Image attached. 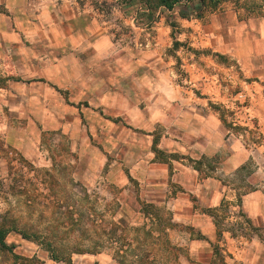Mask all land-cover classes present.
Instances as JSON below:
<instances>
[{"label": "crops", "instance_id": "1", "mask_svg": "<svg viewBox=\"0 0 264 264\" xmlns=\"http://www.w3.org/2000/svg\"><path fill=\"white\" fill-rule=\"evenodd\" d=\"M144 2L0 0V144L31 153L61 131L89 166L110 167L107 181L129 189L120 212L169 214L153 217L155 244L140 242L165 258L123 255L127 263L217 264L215 246L227 264L264 259V143L230 142L216 106L249 102L250 128L264 132V14L232 0L201 18L200 0L171 10L157 0L146 12ZM6 166L0 151V181ZM235 225L259 230L251 250L233 247L244 244ZM38 252L24 256L54 264ZM105 253L81 264H109Z\"/></svg>", "mask_w": 264, "mask_h": 264}, {"label": "rangeland", "instance_id": "2", "mask_svg": "<svg viewBox=\"0 0 264 264\" xmlns=\"http://www.w3.org/2000/svg\"><path fill=\"white\" fill-rule=\"evenodd\" d=\"M145 1L148 11L155 8L157 0ZM232 2L244 5L247 10L250 8L254 13L264 14L263 0ZM211 5L203 7V10H208ZM226 98L228 99V96ZM217 103L219 104L216 106L219 108V105L224 106L221 112L227 114L229 121L227 135L230 142L238 139L247 146L254 142L264 143V132L250 128L255 127L253 126L255 115L254 111H250L249 102H239L230 98L225 103ZM24 147L21 150L11 149L17 153L11 156L4 141L0 144L2 160L3 162L6 160L10 166L9 170L7 166L4 167L1 174L0 222L2 216L8 213L6 221L8 227H17L31 236V239H26L20 232L14 231L7 235L6 242L9 245H16L15 253L27 258L24 255L31 254L37 249L38 253L48 254L53 258L54 264H81L82 260L86 262L90 260V256L102 252H108L105 254L110 259L109 264H122L121 262H125L122 260L123 255L125 257L127 255V259L131 260L135 254L149 260L151 257L156 260L158 255L165 258L164 253L159 250L156 251L146 245L140 246V242L145 241L150 245L156 243L152 239L155 236L151 231L147 229L134 231L125 228L124 224L130 222L132 227L144 222L151 227L153 222L155 224L153 217L163 215L164 219H169L170 215L165 212L157 213L149 206L143 208L147 217L120 212L122 202L129 200L127 198L129 189L107 181V170L110 167L89 166L90 156H81L69 135L61 131L44 133L31 147L34 148L31 153L28 152L30 149H27L26 145ZM224 213V207L215 213L217 225L220 224V217H223ZM244 221L243 219V225L247 224ZM243 225H235L232 228L233 234L240 236L244 243L241 245L235 243L233 247L251 250L255 240L262 236L258 229ZM153 227L156 229V225ZM148 232L152 236L147 241L145 238H148ZM186 232L191 238H201V233L193 227L188 226ZM136 240H139V243ZM129 242H132L131 246ZM123 245L127 248L121 249ZM121 251L125 253L122 254ZM185 251L189 252L188 249ZM0 260L1 264H45L36 255L28 260H15L7 252H0ZM237 263L264 264V259ZM181 264H187V261Z\"/></svg>", "mask_w": 264, "mask_h": 264}, {"label": "trees", "instance_id": "3", "mask_svg": "<svg viewBox=\"0 0 264 264\" xmlns=\"http://www.w3.org/2000/svg\"><path fill=\"white\" fill-rule=\"evenodd\" d=\"M180 1L181 0H158V6H164L167 9L171 10L174 8L175 4H177ZM223 1H226V0H200L201 8L197 12V17H199V18L203 17V14H204L203 7H206L207 5H211V4H214L211 6H216L217 4H219L220 2H223ZM247 8H249V7H247ZM248 11H251L250 8ZM178 45H179L178 42L175 43V46H178ZM7 217H8V213H5L2 216V222H0V252L10 253L15 260H28L27 258L22 257L21 255H18L17 253L14 252L16 245L15 244L9 245L6 242V237L9 233H11L13 231L14 232H20L22 234V236L26 239H31V236H29L28 233H26V231L18 229L17 227H11V228L8 227V225L6 224L7 223L6 221L8 220ZM147 225H148L147 223L144 224V229H146ZM153 226H154V222L152 223V226L147 229V231L148 230L151 231L152 234L154 233L153 232L154 231ZM148 234H149V232H148ZM201 238H203L202 235H201ZM128 244L131 246L132 242H129ZM122 247L124 248L125 245L121 246V249H122ZM215 255L217 257V264H227L223 254L220 252V250L217 246H215Z\"/></svg>", "mask_w": 264, "mask_h": 264}, {"label": "built area", "instance_id": "4", "mask_svg": "<svg viewBox=\"0 0 264 264\" xmlns=\"http://www.w3.org/2000/svg\"><path fill=\"white\" fill-rule=\"evenodd\" d=\"M146 11H148V6H147V4L144 2V7H143V12H146ZM137 20V19H136ZM150 42V38L148 39V43ZM147 43V44H148ZM10 155L11 156H14V155H17V153L16 152H14V151H11L10 152Z\"/></svg>", "mask_w": 264, "mask_h": 264}]
</instances>
